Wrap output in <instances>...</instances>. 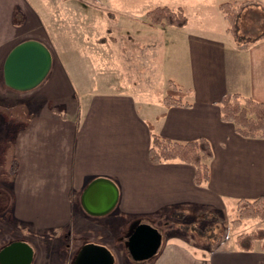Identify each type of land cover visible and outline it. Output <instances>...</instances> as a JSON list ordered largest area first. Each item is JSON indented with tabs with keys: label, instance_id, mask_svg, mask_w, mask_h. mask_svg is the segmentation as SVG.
Segmentation results:
<instances>
[{
	"label": "crops",
	"instance_id": "obj_1",
	"mask_svg": "<svg viewBox=\"0 0 264 264\" xmlns=\"http://www.w3.org/2000/svg\"><path fill=\"white\" fill-rule=\"evenodd\" d=\"M151 2L126 0L119 8L114 0H0V107L21 108L16 114L19 122L0 113L4 117L0 120L12 125L5 133V146H11L17 168L10 188L15 219L43 232L89 234L92 228L86 223L90 215L82 209L80 198L95 178H107L118 189L114 214L107 223L112 219L133 220L135 225L148 219L155 222L188 208L222 211L226 206L236 207L240 199L264 196V139L241 137L231 124L221 120L219 110V101L227 93L264 104V38L236 43L218 8L223 3L219 0H157L148 5ZM158 6L181 8L187 19L182 28L156 26L173 33L177 41L181 40L176 46L186 51L177 59V78L162 74L159 95L147 96L153 90L149 79L144 87L131 82L126 90L118 89L115 81L102 79L101 89L84 88L79 96L66 76L53 67V51L45 38L55 35H49L46 28L57 29L48 22L55 21L58 10L65 14L72 10L79 15L75 17L96 22L93 28L104 36L106 20L141 22L144 17L146 22L145 13ZM216 10L226 23L219 37L208 23ZM243 12L261 27L256 35L243 38L262 34L264 0L246 6ZM241 15L237 31H247L250 24L241 20ZM65 16L67 19L69 15ZM146 25L133 26V48L153 52L157 49L153 38L159 30L149 31ZM27 40L48 48L51 68L37 87L15 91L3 82V63L15 45ZM91 42L82 46L97 49ZM69 47L66 51H75ZM168 80L189 91V107L162 105ZM95 83L100 82L89 84ZM151 133L175 142L207 140L212 150L209 182L196 186L194 168L179 161L150 163ZM83 240L81 246L89 242L105 245L97 239ZM23 242L33 248L29 241ZM137 264H264V251L258 246L242 251L233 245L202 254L167 242L161 243L153 257Z\"/></svg>",
	"mask_w": 264,
	"mask_h": 264
},
{
	"label": "rangeland",
	"instance_id": "obj_2",
	"mask_svg": "<svg viewBox=\"0 0 264 264\" xmlns=\"http://www.w3.org/2000/svg\"><path fill=\"white\" fill-rule=\"evenodd\" d=\"M114 1L121 8L119 3L126 0ZM252 1L259 4L260 0ZM156 2L157 0H152V4L148 5H153ZM58 7L60 6L58 5ZM62 12L60 13L58 10L56 17H54L56 18L55 21L50 20L48 22L51 28L55 25L57 29L46 28L49 35H55L49 36L45 40L47 46L53 51V67L66 76L73 87L77 89L76 92L78 91L79 96H81L84 88L101 89L100 87L103 86L101 85L102 79L115 81L119 85L117 86L118 89L125 90L128 89L131 82L141 83L143 85L141 87H144L145 81L149 79L152 81L153 90L147 96L159 95L162 86V74L177 78L175 74L177 73V59L186 51L184 49L179 50L180 47L176 45L180 46L181 40L178 39L177 41L176 36L170 33L168 29L156 27V25L150 24L148 20L145 22L144 17L137 16V18H141V22L106 20V33L102 36L98 35L96 28H93L96 27V22L94 23L87 18L79 19L75 17L79 15L72 12V10H69L67 14ZM246 14V12H243L240 18L249 23L250 28L246 26L247 31L240 29L238 34L241 37L254 36L261 29L258 26L259 22L255 23L256 19L247 17ZM65 15H69L67 19ZM18 19L21 23L20 16ZM145 23L148 24L145 27L147 30H159V35L153 38L157 47L153 52L143 51L140 48L138 49V46L133 48L135 38L130 32L133 31V26H136V24L144 26ZM208 23L217 30L215 33L218 37L224 34L223 30L226 28V23L218 10ZM124 25L129 28H125ZM145 28L141 27L143 30ZM107 29L113 35L108 34ZM166 30L169 33H166ZM90 41H92L90 45L99 50L89 49L87 45L82 46V43H89ZM93 42L99 43V45H94ZM103 42L106 44L103 45ZM136 43H139V41ZM68 44L71 45L72 50H75L74 52L66 51V48H70ZM103 47L104 50L102 51ZM133 50L134 52H132ZM98 80L100 82L98 85L97 83L94 85L89 84ZM2 118L4 117L0 114V119ZM11 128L12 125L3 123V121L0 122V165L3 161L6 145L5 133ZM11 184L12 180L8 182L0 177V249L7 244L16 241L23 242L25 239L33 245V261L31 264H72L81 243L84 242L83 239H97L105 243L102 246L111 252L114 257V264H128V260H131L126 249V240L136 226L133 220L122 222V220L118 221L119 219H112V222L107 223L108 218H111L114 214L111 211L104 216L88 215L86 224L92 228V232L84 234L82 237L80 231L67 233L65 230H49L43 232L22 223L12 215L10 204ZM236 216V207L233 205L226 206L222 211L188 208L184 213H171L166 217L163 216L157 219L155 222L148 219L146 223L161 233L162 243L176 242L189 247L194 252L199 253L200 250L202 254H206L216 248L233 247L236 237L240 234L264 229L263 219H244L238 224H234L233 221ZM104 221L105 223L102 224ZM130 264H137V262L132 261Z\"/></svg>",
	"mask_w": 264,
	"mask_h": 264
},
{
	"label": "trees",
	"instance_id": "obj_3",
	"mask_svg": "<svg viewBox=\"0 0 264 264\" xmlns=\"http://www.w3.org/2000/svg\"><path fill=\"white\" fill-rule=\"evenodd\" d=\"M255 4L252 0L228 1L220 3L218 8L227 22V30L236 43H255L264 38V32L254 38H243L237 31L238 17L247 5ZM150 24L163 27L182 28L187 19L181 8L158 6L145 13ZM189 91L183 89L173 80H168L165 95L161 100L165 108L189 107L187 101ZM220 118L223 122L233 126L234 131L243 138L264 139V104L251 97L238 93H227L219 101ZM21 108H0L12 121H18L16 115ZM26 119V116H24ZM148 160L152 164L179 161L194 168L193 182L196 186H203L209 182L210 173L208 163L212 158V150L207 140L199 138L187 142H175L154 133L150 135ZM15 159L11 146H5L0 177L8 182L13 180L16 172ZM237 216L233 221L238 224L244 219L260 218L264 220V196L254 200L240 199L236 203ZM235 246L242 251H251L256 246L264 251V229L240 234L235 239Z\"/></svg>",
	"mask_w": 264,
	"mask_h": 264
},
{
	"label": "water",
	"instance_id": "obj_4",
	"mask_svg": "<svg viewBox=\"0 0 264 264\" xmlns=\"http://www.w3.org/2000/svg\"><path fill=\"white\" fill-rule=\"evenodd\" d=\"M51 54L48 48L35 40L15 45L6 56L2 74L5 86L15 91H28L37 87L51 68ZM118 200V189L107 178H95L81 194V207L90 216H104L111 212ZM162 243L161 233L141 222L137 224L126 240L127 252L134 262L153 257ZM32 247L22 241L12 242L0 249V264H31ZM72 264H114V257L104 246L85 243L78 250Z\"/></svg>",
	"mask_w": 264,
	"mask_h": 264
}]
</instances>
